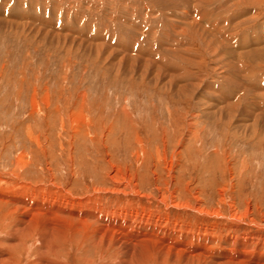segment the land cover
Wrapping results in <instances>:
<instances>
[{"label":"rangeland","instance_id":"rangeland-1","mask_svg":"<svg viewBox=\"0 0 264 264\" xmlns=\"http://www.w3.org/2000/svg\"><path fill=\"white\" fill-rule=\"evenodd\" d=\"M172 2L0 0V264H264V0Z\"/></svg>","mask_w":264,"mask_h":264},{"label":"bare ground","instance_id":"bare-ground-1","mask_svg":"<svg viewBox=\"0 0 264 264\" xmlns=\"http://www.w3.org/2000/svg\"><path fill=\"white\" fill-rule=\"evenodd\" d=\"M162 1H163V0H162ZM164 1H167V2L170 1V3L174 4V3L172 2V0H164ZM188 2H189V1H187V4H188ZM178 3H179V2H178ZM189 3H190V2H189ZM180 7H181V6H180ZM183 7H184V6H183ZM185 7H186V6H185ZM174 15H175V14H174ZM197 16H199V14H198ZM181 17H182V16H181ZM206 20H207V19H206ZM182 22H183V21H182ZM187 23H188V22H187ZM192 23H193V22H192ZM192 23H191V24H192ZM182 24H183V23H182ZM195 24H196V23H195ZM183 26H184V25H183ZM180 27H181V26H180ZM184 28H185V27H184ZM175 29H176V28H175ZM175 29H174V30H175ZM182 29H183V28H182ZM180 31H182V30H180ZM210 32H211V31H210ZM178 33H179V32H178ZM224 37H225V36H224ZM242 40H243V39H242ZM234 42H235V41H234ZM223 49H224V48H223ZM224 50H225V49H224ZM228 51H230V50H228ZM228 51H227V52H228ZM220 52H221V50H220ZM222 53H224V52L222 51ZM225 53H226V52H225ZM229 53H230V52H229ZM231 53H232V52H231ZM239 54H240V52H239ZM243 54H244V53H243ZM221 55H222V54H221ZM223 55H224V54H223ZM241 55H242V53H241ZM224 56H225V55H224ZM224 56H223V57H224ZM221 57H222V56H221ZM229 57H230V56H229ZM224 58H225V57H224ZM231 58H232V57H231ZM228 60H229V59H228ZM241 60H242V59H241ZM230 61H231V63H233L232 60H230ZM230 61H228V62H230ZM233 61H234V60H233ZM242 62H243V60H242ZM236 63H238V61H237ZM243 63H244V62H243ZM228 64H229V63H228ZM244 64H245V63H244ZM230 65H231V64H230ZM237 65H238V64H237ZM240 66H241V65H240ZM240 66H239V67H240ZM242 66H243V65H242ZM235 68H237V67H235ZM232 69H233V68H232ZM241 70H242V69H241ZM231 72H233V71H231ZM235 74H236V73H235ZM235 77H236V76H235ZM239 78H240V77H239ZM231 80H232V79H231ZM233 80H234V79H233ZM228 85H229V84H228ZM231 85H232V84H231ZM242 85H243V84H242ZM241 87H242V86H241ZM238 89H239V88H238ZM228 108H229V107H228ZM43 264H46V263H43Z\"/></svg>","mask_w":264,"mask_h":264}]
</instances>
